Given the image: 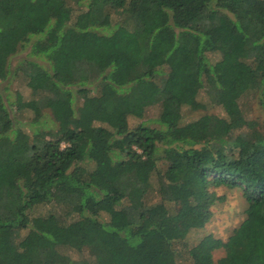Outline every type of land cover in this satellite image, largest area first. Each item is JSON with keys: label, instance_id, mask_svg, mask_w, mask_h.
Listing matches in <instances>:
<instances>
[{"label": "trees", "instance_id": "obj_1", "mask_svg": "<svg viewBox=\"0 0 264 264\" xmlns=\"http://www.w3.org/2000/svg\"><path fill=\"white\" fill-rule=\"evenodd\" d=\"M9 77L54 126L37 116L22 132L20 94L2 89L0 264H176L174 244L209 220L221 186L240 190L244 218L223 241L199 237L190 264H264V132L238 104L264 105V0H0ZM196 87L223 117L180 122ZM151 105L156 126L129 128ZM48 203L62 217H28Z\"/></svg>", "mask_w": 264, "mask_h": 264}, {"label": "rangeland", "instance_id": "obj_2", "mask_svg": "<svg viewBox=\"0 0 264 264\" xmlns=\"http://www.w3.org/2000/svg\"><path fill=\"white\" fill-rule=\"evenodd\" d=\"M34 37L30 39L33 40ZM28 45L24 44L23 47L20 49L18 48L16 52L8 57V64L9 68L13 70V68L24 58H30L28 56L27 51ZM208 62H214L218 56L216 54H208ZM13 72V71H12ZM4 87H7L6 93L9 95V99L11 101L15 98V92H18L20 94V102L19 105L21 106V102H25L29 100L30 98V91L27 88V86L24 84L23 80L21 78L13 79L10 78L6 82L0 83V94L2 95V89ZM190 96L194 98L192 100V108L187 107H181L180 113L181 123H187L190 122L192 119H195L199 115H202L204 113L214 114L217 116H224V113L222 110L218 108V106L210 105L207 103L206 97L203 93L202 89L191 88ZM239 109L242 110V114L245 119L250 121H255L256 128L260 132H264V105H261L258 102V99L256 97L255 93L242 96L238 100ZM13 109V106H12ZM158 107L157 105H151L147 106L143 110V114L140 118L135 117H129L127 119L128 127H132L138 122H144L146 124L156 126L155 121H153L154 118H156L158 114ZM13 116L17 118L16 120L19 122V120L22 123H19V129L28 134L31 130L30 127L25 126V122H28L30 119L34 120V118H37L42 121L43 123H40L41 127L42 124L45 123L47 127H53L54 124L50 121L49 114L46 113V111L41 110L39 112L40 114H35L26 107L21 106V109L19 111L14 110L12 111ZM36 118V119H37ZM38 124H36L37 126ZM39 126V125H38ZM213 191L217 195H221L223 199L219 202H216L211 207V216L209 220L204 223L200 228H195L193 230H190L186 233V236L182 241L176 242L174 244V248L176 250V254L178 255L176 264H190L186 252L187 249L192 247L197 239L205 234H210L214 238H218L220 240H225L226 237L230 234V231L236 227L241 220L244 218V209L246 207V204L241 196L240 190L237 188H226V187H216L213 188ZM155 201V198L152 199V202ZM28 217L32 218L35 216H43L48 213H52L57 215V217L61 216V209L58 208L55 204H37L33 206L31 209L28 210ZM26 229H21L18 231V238L23 237L25 234ZM64 254L69 256L70 258L77 259L81 256H85V252H76L73 249H66L61 248L60 249ZM221 255H223L222 249H215L211 252L212 260L215 261L217 258H219Z\"/></svg>", "mask_w": 264, "mask_h": 264}]
</instances>
